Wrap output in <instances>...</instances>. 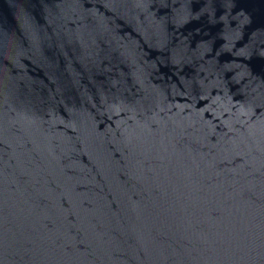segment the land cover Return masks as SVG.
Segmentation results:
<instances>
[{
  "label": "water",
  "instance_id": "obj_1",
  "mask_svg": "<svg viewBox=\"0 0 264 264\" xmlns=\"http://www.w3.org/2000/svg\"><path fill=\"white\" fill-rule=\"evenodd\" d=\"M0 264H264V0H0Z\"/></svg>",
  "mask_w": 264,
  "mask_h": 264
}]
</instances>
